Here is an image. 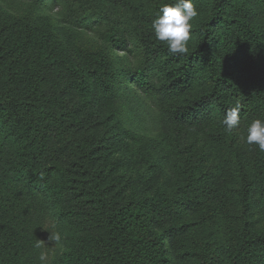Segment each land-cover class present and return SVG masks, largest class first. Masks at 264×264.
I'll list each match as a JSON object with an SVG mask.
<instances>
[{"label":"trees","instance_id":"1","mask_svg":"<svg viewBox=\"0 0 264 264\" xmlns=\"http://www.w3.org/2000/svg\"><path fill=\"white\" fill-rule=\"evenodd\" d=\"M97 1L125 13L98 32L103 49L73 47L63 52L45 35L33 40L28 24L19 33L0 19V264H40L41 251L34 245L44 214L59 212L60 217H67L55 201L59 193H67L71 205L76 200L100 203L97 215L104 236L97 252L92 247L59 250L52 264L93 260L166 264L163 234L153 233L149 223L159 220L158 214H170L178 205L180 189L191 206L202 200V194L194 195L190 187L199 178L195 175L203 161L188 146L180 148L175 137L170 145L177 156L187 157L190 171H183L185 184L173 196L134 191L124 201L107 197L101 177L95 171L92 176L85 173L90 170L92 149L82 148V156L88 159L84 164H70L83 168L80 174L65 168L68 159L56 157L59 162L47 164L44 157L50 138L80 128L75 111L63 112L53 97L44 94L53 61L63 66L60 79L82 97L96 93L110 104L124 81L130 80L156 105L162 127L204 128L236 164L242 216L250 217L253 202L264 201V152L241 139L254 119L264 120V36L256 9L264 8V0H194L195 7L204 12L198 13L188 52L183 55L169 53L166 42L159 41L152 28L159 9L175 0ZM77 20L82 19L68 16L69 22ZM132 58L134 65L124 63ZM237 102L241 123L229 133L223 120ZM83 176L90 177L89 189ZM185 226L170 225L169 231ZM229 251L223 259L202 258L198 264H264V230L253 233L244 225Z\"/></svg>","mask_w":264,"mask_h":264},{"label":"rangeland","instance_id":"2","mask_svg":"<svg viewBox=\"0 0 264 264\" xmlns=\"http://www.w3.org/2000/svg\"><path fill=\"white\" fill-rule=\"evenodd\" d=\"M196 9L198 13L204 12ZM256 9L264 36V8ZM121 12L97 0H43L41 3L0 0V19L6 20L13 30L23 33L28 24L33 40L45 35L50 42L62 47L63 52L73 47L103 49L105 45L99 40L98 32L116 18L122 19L125 13ZM70 14L82 20L69 22ZM196 19L191 21L192 28ZM53 63L43 86L44 94L53 97L63 112L75 111L80 128L74 132L70 128L65 135L54 134L50 138L46 147L48 154L44 157L47 164L59 162L56 157L68 159L65 168L80 174L83 168L70 164H84L88 159L82 156V148L92 149L93 158L87 163L90 170L85 173L92 176L95 171L101 177L107 197L116 196L124 201L134 191L145 196L155 191L173 196L178 187L185 184L183 171L189 172L190 164L187 157L177 156L170 145L174 137L180 148L188 146L196 158L203 161L195 175V179L199 178L190 187L194 195L202 194V200L191 206L180 189L178 205L173 206L170 214H158L159 220L148 225L153 233L163 234L166 264H198L202 258L223 259L230 254L244 225L253 233L264 230V201L253 202L248 221L242 216L236 190L240 187L236 164L229 152L207 136L204 128L162 127L156 105L130 80L124 81L119 95L110 104L96 93L82 97L67 80L60 79L63 66ZM124 63L132 66L135 60L128 62L127 59ZM199 81L205 82L201 76ZM89 179L83 176L87 189L91 187ZM57 197L60 199L55 201L67 217H60L59 212L45 213L43 225L39 227L38 240L44 243L40 251L48 253L47 264L53 263L59 250L86 251L92 247L97 252L104 236V227L97 215L101 204L76 200L71 205L67 193H59ZM170 225L186 226L172 232ZM49 231L61 234L59 244L55 245L50 239ZM88 264L101 263L93 260Z\"/></svg>","mask_w":264,"mask_h":264},{"label":"clouds","instance_id":"3","mask_svg":"<svg viewBox=\"0 0 264 264\" xmlns=\"http://www.w3.org/2000/svg\"><path fill=\"white\" fill-rule=\"evenodd\" d=\"M198 11L194 0H175V3L165 4L160 9L156 18L152 21L155 37L166 42L169 53L183 55L188 52L187 43L192 29L191 21L197 17ZM241 104L237 102L235 107L228 110L223 124L229 133L237 129L241 123ZM248 145H258L259 150L264 152V120L254 119L247 128L246 137H241ZM50 232V231H49ZM50 239L59 244L61 234L50 232ZM44 243L37 240L35 247L40 249ZM40 264H47L48 253L41 251L39 254Z\"/></svg>","mask_w":264,"mask_h":264}]
</instances>
